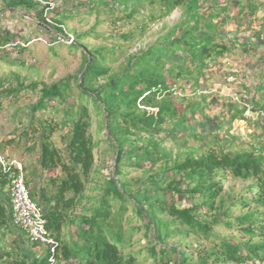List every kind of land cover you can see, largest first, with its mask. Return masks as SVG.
I'll use <instances>...</instances> for the list:
<instances>
[{
	"label": "trees",
	"instance_id": "trees-1",
	"mask_svg": "<svg viewBox=\"0 0 264 264\" xmlns=\"http://www.w3.org/2000/svg\"><path fill=\"white\" fill-rule=\"evenodd\" d=\"M3 1L12 10L37 11L36 8H39L40 12L37 13L43 16L44 6L33 0ZM135 1L119 0V4H123L125 9L130 6V15H133L140 6L135 5ZM201 1L160 0L159 5L164 10L157 17L151 14L153 20L163 19L176 7L185 4L183 18L174 26L165 25L166 33L153 44L129 54L126 64L116 72L110 73L111 68L105 65L106 58L101 52L83 54L82 82L78 84V119L72 120V128L66 138L69 161L65 162L59 150L50 142L53 127L44 126L39 136V165L42 171L60 168L63 177L50 180L56 187L51 194L39 187L37 202L34 200L36 191H29L31 199L43 208L47 228L58 240L63 226H78L82 245L76 250L66 242L59 243L56 253L58 261L62 260L65 264H135L133 256L126 257L121 252V235L107 229L113 204L120 203L117 215L121 217L127 211L126 204L130 203L136 214L149 220L144 222L145 227L154 229L156 239L153 240L159 250H152V253L159 257L157 264H167V258L171 255L177 256L174 264L264 263V149L256 150L249 146L236 150L234 141L226 143L219 136L204 131L213 143L201 155H189L183 161L174 159L167 163V180L161 183L156 178L150 180L153 194L143 186L136 195L130 190V183H121L120 179L122 165L132 158L136 160L133 165L139 168L145 161L153 166L169 159L166 152L158 154L159 145L153 140L145 147H137L138 139L158 135L164 131V125L180 115L173 100L174 87L184 76L192 72L199 75L210 67L211 61L229 51L230 47L219 30L222 23L215 22L219 13L215 6L210 12H203ZM148 3L152 6L156 1L148 0ZM53 30L63 35L61 26L53 27ZM100 78L106 79L105 84L94 87L93 83ZM198 84L199 81H196L195 87ZM60 85L44 87L41 90L42 99L34 109L45 110L49 98L66 101L65 90L60 89ZM89 100L104 112L103 123L107 130L104 141L113 145L115 176L105 181L103 195L98 205L90 211L91 214L82 215L75 221L69 212L81 204L79 196L85 191L84 179L93 170L96 160L94 151L102 143L89 132L88 110L81 104L83 101L87 104ZM192 110L196 112L198 108ZM180 123L184 124L185 121L181 119ZM127 143L130 144L128 149ZM173 172L181 178L173 180L170 176ZM3 177L6 178L5 175ZM116 177L118 182L115 181ZM225 180L241 183L237 197L225 191ZM165 181H168L166 186L161 187ZM184 184L185 193L196 198V203L188 206L169 203L167 194L182 195L180 187ZM215 228L227 234L215 232ZM190 235L194 236L195 241L204 240L205 244H210L208 247L198 246L195 262L191 249L182 244H167L169 237L186 238ZM0 264H47V257L44 253L38 258H30L19 251L5 250L0 251Z\"/></svg>",
	"mask_w": 264,
	"mask_h": 264
},
{
	"label": "rangeland",
	"instance_id": "rangeland-1",
	"mask_svg": "<svg viewBox=\"0 0 264 264\" xmlns=\"http://www.w3.org/2000/svg\"><path fill=\"white\" fill-rule=\"evenodd\" d=\"M44 1L58 5L49 16L51 24L43 21L42 15H38L39 8H36L37 11L21 9L15 12L0 11V153L21 161L29 191L32 190V181L40 176L39 186L51 194L55 192L56 187L50 180H59L63 174L60 168L42 171L39 165L41 144L39 136L44 126L53 127L54 133L50 142L59 150L63 160L69 161L66 138L72 128V120L78 119L77 107L80 103L78 84L82 82L83 54L90 51L101 52L106 58L105 65L111 68L110 73L116 72L126 64L129 54L146 48L159 36L165 34L167 31L163 28L165 25L171 27L177 24L183 18L185 4L176 7L163 19L154 18L153 20L151 14L157 17L164 10L159 5L160 0H155L156 3L152 6L148 0H136L135 5L140 6L133 15H130L132 11L130 6L125 9L123 4H119V0ZM150 9L152 11H149ZM56 26H61L64 36L53 30ZM77 38H80L78 42H76ZM68 39H73V42ZM211 66L210 63V67L199 75L192 72L191 75L184 76L178 86L174 87L173 100L180 115L164 125L162 127L164 131L158 135L142 136L138 139L137 147H145L150 144V140H153L157 146L159 145L158 154L166 152L169 159L161 160L153 166L145 161L141 163V168L133 165L136 162L133 158L127 164H123L121 183L129 182L132 193L138 195L137 191L146 186L153 194L154 189L150 185V180L156 178L160 183L164 179L167 180L165 176L167 163H171L174 159L183 161L189 155H201L207 150L208 145L213 143L209 135L204 132L206 130L203 126L206 120L204 118L209 116L212 119L219 116L220 108L216 105V101L211 102L213 100L211 98L218 96L222 88L230 89V87L226 85L227 82L220 81L218 72L212 70ZM196 81H199L198 87H195ZM105 82V78H100L93 83V86L97 87ZM60 83L62 84L60 89L65 90L66 101L49 98L50 102L45 110H35L38 101L42 99L41 90ZM215 88L217 92L214 91ZM81 104L88 110L89 132L94 139L102 143L94 151L96 160L93 170L84 179L85 191L79 196L81 204L69 212V216L75 221L82 215L91 214L90 211L98 205L99 198L103 195L105 181L115 176L113 145L104 141L107 134L103 123L104 112L101 108L94 107L90 100L87 104L84 101ZM194 107L198 108L196 112L192 110ZM181 119L185 121L184 124H179ZM228 126L229 124L225 128L227 129ZM225 128L220 129L219 137L226 143H232L236 137L240 136L232 132L225 134L227 131ZM240 137L243 138L242 142H233L237 150L254 147L258 142V138ZM249 142L254 145H250ZM128 148H130L129 143L126 144V149ZM170 176L173 180L181 178L174 172L170 173ZM27 179L31 182L27 183ZM115 181L118 182V177ZM166 182L168 181L162 183L161 187H165ZM241 186V183L237 181H224L225 191L230 192L232 196H238ZM185 190L186 184L180 187L182 195L167 194L168 202H177L184 206L196 203L197 199L191 198ZM34 200L37 202L38 198ZM227 203H229L228 200ZM126 206L127 211L118 217L120 203L113 204L107 229L121 235L123 239L121 252L126 257L133 256L135 264H157L159 257L152 253V250L155 252L159 250L157 243L153 240L156 239L154 229L145 227L144 222L149 220L136 214L132 204L128 203ZM161 217L166 218L165 215ZM77 230L78 226L75 224L63 226L59 237L60 244L66 242L78 250L82 241L78 237L80 232ZM214 231L223 235L227 234L226 231L217 228ZM189 242L191 245H188ZM167 244H182L191 249L190 253L193 255L194 262L197 258L198 246H210L205 244L204 240L195 241L193 235L186 238L169 237ZM176 259V255L169 256L167 264H174ZM58 264H65V262L60 260ZM248 264L264 263L250 262Z\"/></svg>",
	"mask_w": 264,
	"mask_h": 264
},
{
	"label": "crops",
	"instance_id": "crops-1",
	"mask_svg": "<svg viewBox=\"0 0 264 264\" xmlns=\"http://www.w3.org/2000/svg\"><path fill=\"white\" fill-rule=\"evenodd\" d=\"M201 4L204 5L203 12H210L215 6L219 13L215 22L222 23L219 30L230 47L228 52L211 62L212 70L218 72L220 81L227 82L230 89L222 88L218 96L211 98V102L216 101L220 108L219 116L212 119L205 116V132L219 136L220 129L229 124V128H225V134L232 132L246 139L258 138L256 145L249 142L254 145L250 147L264 149V0H202ZM3 10L17 11L5 6L1 0L0 11ZM216 90L217 88L214 89L215 92ZM234 96L241 97V103L234 102ZM243 104L248 106V110ZM240 136L233 141L242 142L243 138ZM40 178L39 176L32 181L31 189L36 191V198L39 197L37 190L40 187ZM30 182L27 179V183ZM0 212V251H19L30 258L43 256V248L31 244L26 235L13 225L8 181L1 172Z\"/></svg>",
	"mask_w": 264,
	"mask_h": 264
},
{
	"label": "built area",
	"instance_id": "built-area-1",
	"mask_svg": "<svg viewBox=\"0 0 264 264\" xmlns=\"http://www.w3.org/2000/svg\"><path fill=\"white\" fill-rule=\"evenodd\" d=\"M33 1L44 6L43 19L51 24L49 16L58 5L44 0ZM69 41L73 42V39ZM233 100L241 103V99L237 96H234ZM243 105L248 110V106ZM0 172L8 181L10 217L13 225L26 235L31 244L43 248L47 264H58L56 253L60 242L47 228L43 208L30 197L23 164L16 158L0 153Z\"/></svg>",
	"mask_w": 264,
	"mask_h": 264
}]
</instances>
